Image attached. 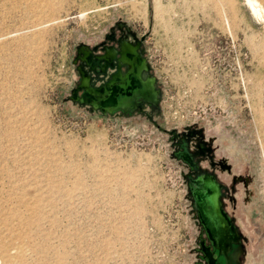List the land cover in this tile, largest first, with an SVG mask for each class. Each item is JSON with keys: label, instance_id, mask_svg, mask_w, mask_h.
Segmentation results:
<instances>
[{"label": "rangeland", "instance_id": "1", "mask_svg": "<svg viewBox=\"0 0 264 264\" xmlns=\"http://www.w3.org/2000/svg\"><path fill=\"white\" fill-rule=\"evenodd\" d=\"M255 1L262 17L246 0H0V264H194L187 169L170 140L186 129L223 165L234 259L264 264ZM118 22L145 36L159 112L122 119L67 100L76 47Z\"/></svg>", "mask_w": 264, "mask_h": 264}, {"label": "water", "instance_id": "2", "mask_svg": "<svg viewBox=\"0 0 264 264\" xmlns=\"http://www.w3.org/2000/svg\"><path fill=\"white\" fill-rule=\"evenodd\" d=\"M116 25L124 27L134 43L125 39L119 40L117 49L102 47L99 51V46L79 44L72 61L74 66L78 63L76 71L79 81L71 90L67 100L80 107L88 108L90 112L100 111L102 116L118 110H126L137 98H140L142 103L159 109L160 90L156 88V78L150 75L151 67L148 61L141 58L138 53L142 50L144 37L139 39L136 33L124 23L118 22ZM84 67L88 68V72L84 71ZM96 67L100 69L99 73L102 75H105L107 70L115 72L109 76L104 85L97 89L92 87L88 74L90 71H95ZM122 67L126 68L124 75L120 72ZM79 92L81 95H78ZM118 97H120L119 100ZM186 145V142H183V154H186ZM193 168L196 169L194 165ZM188 182L194 209L201 225L220 255H225L232 244L236 243L237 232L231 220L222 211L220 183L212 173H200L194 178H189Z\"/></svg>", "mask_w": 264, "mask_h": 264}, {"label": "flooded vegetation", "instance_id": "3", "mask_svg": "<svg viewBox=\"0 0 264 264\" xmlns=\"http://www.w3.org/2000/svg\"><path fill=\"white\" fill-rule=\"evenodd\" d=\"M131 31L134 32L132 29ZM136 36L139 39L141 37H144V41L142 42V46H141L142 50L138 51V53L140 54L141 58H145L148 61V58L146 55L145 36H138L137 34ZM124 39L126 41H129L132 44L134 43V41L132 40V37L127 34L126 29L124 27H120L115 24L113 27L109 29V31L104 35L103 39L100 42H98L95 45H92L91 47L99 46L98 51L102 47H112V48L117 49L118 48L117 41L119 40L122 41ZM77 65L78 63L74 66V69L78 76V73L76 71ZM84 71L88 72V68L84 67ZM99 71L100 69L96 67L95 71L93 70L88 73L91 78V85L95 89L104 85L109 79V76L115 73L114 71L107 70L105 75H102L99 73ZM120 72L122 75H124L126 73V68L122 67ZM149 72H150V75L156 78V76L152 73L151 68ZM78 81H79V76H78ZM156 88L160 90L157 78H156ZM78 95H81V92H79ZM117 99L119 100L120 97H118ZM141 101L142 100L140 98H137L134 101V104L132 106H129L126 110L124 111L118 110V111L113 112L112 114H107L106 116L112 117L117 114L118 115L120 114L119 117H121L122 119L124 118L131 119L136 115L145 116L146 114L149 113V111L159 112L160 101H161V90H160L159 102H158L159 109L154 108L150 104L142 103ZM91 113L101 114L100 111H97V112L92 111ZM170 135H171L170 140H171V147H172L171 154L174 158H176L179 162H181V164L187 169L186 180H187V186H188V191H189V196L187 199L190 205V209L188 208V211H189L190 217L193 220V226L195 228L194 244H193V247H191L192 251L194 252V264H238V262L234 259V255L237 249L240 248L241 237L239 233L236 231L237 232V237L235 238L236 243L232 244L231 249L227 250L225 252V255L223 254L220 255L219 250H217L214 247L213 243L209 240L204 227L201 225L198 214L196 213L194 209L193 197L190 192L189 182H188L189 178H194L200 173L214 174L213 170L216 169L217 166L223 169L222 168L223 165L221 163L217 164L216 162H214L213 157H212L211 146L209 145L208 142L204 141L203 136L200 131L193 130V129H186L180 132H173ZM183 142H186L187 144L186 154L182 153ZM193 165L196 167V169L193 168ZM207 165L210 168L208 170L206 169L204 170V167H206ZM221 187H222V196H221L222 207L221 208H222L223 213L226 214L224 207H223V200H222L223 199V186L221 185ZM232 226L234 227L233 224Z\"/></svg>", "mask_w": 264, "mask_h": 264}, {"label": "bare ground", "instance_id": "4", "mask_svg": "<svg viewBox=\"0 0 264 264\" xmlns=\"http://www.w3.org/2000/svg\"><path fill=\"white\" fill-rule=\"evenodd\" d=\"M247 4L249 5L250 9L252 10V12L254 13V15L258 18V17H262V9H260L257 5H256V1L255 0H246ZM184 157V156H183ZM212 244V243H211ZM238 247V246H237ZM213 248V247H212ZM215 255V254H214ZM231 256V255H230ZM226 258V257H225ZM211 260V259H210Z\"/></svg>", "mask_w": 264, "mask_h": 264}, {"label": "built area", "instance_id": "5", "mask_svg": "<svg viewBox=\"0 0 264 264\" xmlns=\"http://www.w3.org/2000/svg\"><path fill=\"white\" fill-rule=\"evenodd\" d=\"M192 219V218H191Z\"/></svg>", "mask_w": 264, "mask_h": 264}]
</instances>
